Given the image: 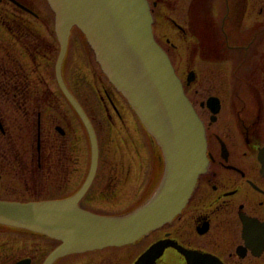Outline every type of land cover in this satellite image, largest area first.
I'll return each mask as SVG.
<instances>
[{"label":"flooded vegetation","instance_id":"af4514ba","mask_svg":"<svg viewBox=\"0 0 264 264\" xmlns=\"http://www.w3.org/2000/svg\"><path fill=\"white\" fill-rule=\"evenodd\" d=\"M148 2L154 37L205 127L208 169L171 221L132 243L66 254L52 264H135L159 240L170 243L140 264H264V0ZM46 8L51 10L46 0H0L4 200L64 198L85 178L80 170H66L67 149L81 146L85 126L56 79L59 42ZM170 51H177L179 63ZM61 75L97 138V170L78 202L86 208L93 190L109 199L130 182L129 172L100 169L99 130L106 124L117 134L132 123L138 134L141 125L86 39L72 47L68 41ZM99 175H107L101 187L95 186ZM57 244L40 232L0 223V264H42Z\"/></svg>","mask_w":264,"mask_h":264},{"label":"water","instance_id":"95a60500","mask_svg":"<svg viewBox=\"0 0 264 264\" xmlns=\"http://www.w3.org/2000/svg\"><path fill=\"white\" fill-rule=\"evenodd\" d=\"M46 1L54 14L59 42L56 79L87 131L89 167L81 186L67 197L24 202L0 199V223L58 240L42 262L52 264L66 254L132 243L171 221L208 169L209 159L205 127L168 53L154 37L148 0ZM73 27L83 33L102 72L127 100L163 157V172L152 194L125 213L100 214L78 203L97 170L98 144L90 120L61 75ZM168 243H153L135 264L153 261Z\"/></svg>","mask_w":264,"mask_h":264},{"label":"rangeland","instance_id":"374dc122","mask_svg":"<svg viewBox=\"0 0 264 264\" xmlns=\"http://www.w3.org/2000/svg\"><path fill=\"white\" fill-rule=\"evenodd\" d=\"M46 9L47 11L49 10V8ZM48 12L50 15L49 18L51 19L50 26L52 27L53 12L51 10ZM70 35V47H72L73 43L76 42L77 38H80V40L85 39L82 32L76 27L71 29ZM72 50H70V52ZM170 54L171 58L179 63L181 57L177 51H170ZM182 58L185 59V54H183ZM67 62L68 61H66V63ZM184 71L185 69L182 73L183 76ZM51 86L53 87L52 84ZM138 122L141 125V131L139 130L138 133L139 135L133 132L134 126L132 123H129V131L121 129V133L117 134L113 131H109L106 124H103L99 130L100 169L105 171L113 170V173H117L116 171L129 172L130 182L122 186L120 189L117 187L115 194L110 195L109 199L104 198L101 195V190H93L92 193L89 194L88 201L84 202V206L88 208V210L90 209L91 211L100 214L125 213L132 208H136L144 197L148 198L152 194L154 188L158 185L163 172V158L161 150L149 133L145 130L140 121ZM82 130L84 139L81 142V146L78 145L74 147V149L68 147L67 149L69 161L66 163V170L71 171L74 168L77 172L80 170L82 172L81 176L83 179L89 167L90 144L85 129ZM117 175H119V173H117ZM106 176L107 175H104L102 177L99 175L98 184L95 186H103L104 182L107 180L105 179ZM144 182L147 184L143 187V191H139L138 185L140 183L142 185ZM40 196L43 198L44 194H41Z\"/></svg>","mask_w":264,"mask_h":264},{"label":"bare ground","instance_id":"6f19581e","mask_svg":"<svg viewBox=\"0 0 264 264\" xmlns=\"http://www.w3.org/2000/svg\"><path fill=\"white\" fill-rule=\"evenodd\" d=\"M206 144H207V142H206ZM83 208V207H82Z\"/></svg>","mask_w":264,"mask_h":264}]
</instances>
